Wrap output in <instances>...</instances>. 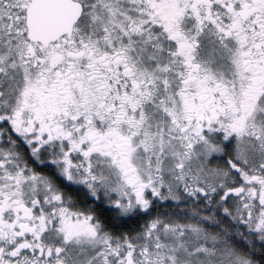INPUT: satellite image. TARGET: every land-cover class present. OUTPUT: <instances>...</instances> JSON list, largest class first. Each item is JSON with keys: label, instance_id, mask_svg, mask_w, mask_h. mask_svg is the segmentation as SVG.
<instances>
[{"label": "snow or ice", "instance_id": "snow-or-ice-1", "mask_svg": "<svg viewBox=\"0 0 264 264\" xmlns=\"http://www.w3.org/2000/svg\"><path fill=\"white\" fill-rule=\"evenodd\" d=\"M0 264H264V0H0Z\"/></svg>", "mask_w": 264, "mask_h": 264}]
</instances>
